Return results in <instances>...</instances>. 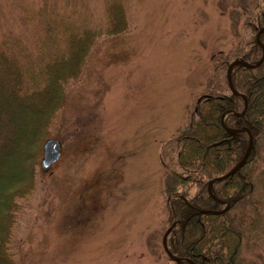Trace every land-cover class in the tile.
Here are the masks:
<instances>
[{"label": "rangeland", "instance_id": "374dc122", "mask_svg": "<svg viewBox=\"0 0 264 264\" xmlns=\"http://www.w3.org/2000/svg\"><path fill=\"white\" fill-rule=\"evenodd\" d=\"M122 1L128 29L101 36L80 78L68 85L48 138L61 142V156L45 169L42 148L36 189L18 202L11 244L17 264L178 262L163 246L173 223L164 172L177 165L175 139L208 92L213 57L242 58L264 27L254 32L242 11L251 0ZM106 20V0H0V38L17 36L33 47L46 39L47 22L54 30L63 21L104 29ZM259 141L245 264H264V139Z\"/></svg>", "mask_w": 264, "mask_h": 264}, {"label": "trees", "instance_id": "16d2710c", "mask_svg": "<svg viewBox=\"0 0 264 264\" xmlns=\"http://www.w3.org/2000/svg\"><path fill=\"white\" fill-rule=\"evenodd\" d=\"M251 2L242 11L245 7L257 32L264 27V0ZM106 14L104 29L63 21L62 28L54 30L47 22L46 39L35 47L17 36L0 38V264H17L11 244L18 202L36 189L42 148L65 104L68 85L80 78L101 36L128 29L122 0H106ZM260 40L264 44V31ZM249 44L241 57L256 64L263 49L257 36ZM213 60L215 74L197 104L196 117L175 139L177 165L168 164L164 172V194L174 208L169 223L173 216L181 220L168 238L169 249L181 259L177 264H245L243 239L253 225L254 164L259 140L264 139V62L256 68H233V85L248 101L245 113L236 115L244 110L245 100L231 91L227 72L220 76L231 59L220 52ZM226 113L225 124L236 130L248 128L254 147L238 172L212 185L211 192L230 205L219 213L226 205L211 196L208 184L231 171L249 146L247 132L232 134L223 126Z\"/></svg>", "mask_w": 264, "mask_h": 264}, {"label": "water", "instance_id": "95a60500", "mask_svg": "<svg viewBox=\"0 0 264 264\" xmlns=\"http://www.w3.org/2000/svg\"><path fill=\"white\" fill-rule=\"evenodd\" d=\"M262 31H264V28L261 29L258 33V36H257V40L260 41V34L262 33ZM263 47V56L261 58V60L256 63V64H251L245 60H243L242 58H239V59H235L233 60L230 65H229V68L227 70V80H228V84H229V87L231 89V91L233 93H235L236 95H239V96H242L245 100V108L244 110L241 112V113H236V115H243L247 109V105H248V101H247V98L240 94L239 92L236 91V89L234 88V85H233V81H232V69L234 68V66H237V65H242V66H245V67H248V68H256L258 67L263 61H264V45L262 43H260ZM224 119V118H223ZM223 126L230 132V133H235L237 131H247L249 132V137H250V142H249V146L247 148V151L245 153V155L243 156L242 160L231 170L229 171L228 173L224 174L223 176H220V177H217L215 178L214 180H211L209 182V192L211 194V196L216 199L217 201L219 202H223L221 200H219L212 192H211V185L215 182H219L223 179H226L228 178L229 176L235 174L236 172L239 171V169L245 165L253 147H254V140H253V135L250 133V131L247 129V128H241V129H238V130H232L230 129L229 127L226 126V124L224 123L223 121ZM61 150H62V144L60 141L56 140V139H48L46 140L45 144H44V147H43V158H42V165L45 169H48L52 166L53 163H55L56 161L59 160L60 156H61ZM203 212H210V210H206V211H203ZM222 211H220L219 213H221ZM176 221H174L172 223V225L168 228V230L166 231L164 237H163V246H164V250L165 252L167 253V255L180 262V258L174 256L171 252V250L169 249L168 247V244H167V240H168V236L169 234L171 233V231L174 229L175 225H176Z\"/></svg>", "mask_w": 264, "mask_h": 264}]
</instances>
